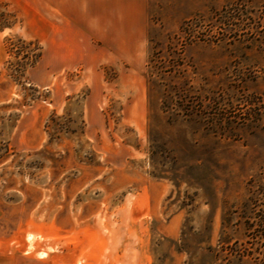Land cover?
I'll return each instance as SVG.
<instances>
[{
	"label": "rangeland",
	"instance_id": "1",
	"mask_svg": "<svg viewBox=\"0 0 264 264\" xmlns=\"http://www.w3.org/2000/svg\"><path fill=\"white\" fill-rule=\"evenodd\" d=\"M263 220L264 0H0V264H260Z\"/></svg>",
	"mask_w": 264,
	"mask_h": 264
},
{
	"label": "trees",
	"instance_id": "2",
	"mask_svg": "<svg viewBox=\"0 0 264 264\" xmlns=\"http://www.w3.org/2000/svg\"><path fill=\"white\" fill-rule=\"evenodd\" d=\"M261 19H263V17ZM261 19L257 27L260 26ZM14 45L16 48L22 47L24 49L23 51L24 55L22 57L23 61L21 62V64L18 65L19 68L16 71L18 74H20L26 66L28 65L32 66L33 64H35L36 61H38V59L41 57L42 52H41V48L38 47L37 42H34V41L25 42L19 39L17 41V44H14ZM31 46L33 48H31ZM262 222H264V220ZM260 264H264V261H261Z\"/></svg>",
	"mask_w": 264,
	"mask_h": 264
}]
</instances>
